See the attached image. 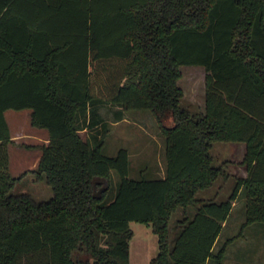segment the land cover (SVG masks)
Here are the masks:
<instances>
[{"label":"trees","instance_id":"16d2710c","mask_svg":"<svg viewBox=\"0 0 264 264\" xmlns=\"http://www.w3.org/2000/svg\"><path fill=\"white\" fill-rule=\"evenodd\" d=\"M182 64L206 69L203 109L183 102ZM24 107L48 132L21 143L40 148L30 171L46 199L10 191L26 171L10 170L4 111ZM128 108L154 116L164 176L131 177L126 148L102 151ZM215 140L244 142L246 174L227 198L197 197L230 175L229 159L213 163ZM239 190L241 234L264 221V0H0V264H129L130 220L157 236L149 264H222L230 238L215 244Z\"/></svg>","mask_w":264,"mask_h":264},{"label":"rangeland","instance_id":"374dc122","mask_svg":"<svg viewBox=\"0 0 264 264\" xmlns=\"http://www.w3.org/2000/svg\"><path fill=\"white\" fill-rule=\"evenodd\" d=\"M181 76L178 83L184 91L183 102L193 101L201 107L203 101V74L191 65L180 66ZM201 102L200 105H198ZM193 109H197L194 108ZM26 109L9 108L5 110V117L12 131V142L8 143L9 165L14 175L22 174L10 191H28L37 199H46L52 195L51 186L44 178H37L30 171L33 164V155L38 152L34 146L21 145L33 144L31 136L22 133L29 131L28 124L23 118ZM111 114V113H110ZM125 116L120 120H110L109 130L104 136L102 151L112 155L120 147L128 151L129 170L131 177H162L166 166V139L160 133L158 124L148 108H128ZM110 116V115H109ZM164 122L172 124L171 115L164 117ZM41 134V133H40ZM86 136V131L81 132ZM40 144V143H37ZM39 148V147H38ZM30 149V150H27ZM213 155V163L218 164L224 159H229L227 171L228 177L218 176L212 185L199 189L197 197L224 199L229 196L235 185V175L245 174V165L240 161L243 156L244 142L215 140L210 149ZM118 173L111 170V186L106 197L114 195L118 184ZM182 216V208L179 207L171 215L170 237L173 238L177 228L174 227L177 218ZM245 220V196L239 190L233 199L230 212L222 225L217 237L215 247L224 240L229 239L222 264H264V221H254L243 228L238 234ZM133 235L129 239V264H149L152 257L158 252L157 236L150 224L130 220ZM213 264V263H212Z\"/></svg>","mask_w":264,"mask_h":264},{"label":"crops","instance_id":"0c3cea01","mask_svg":"<svg viewBox=\"0 0 264 264\" xmlns=\"http://www.w3.org/2000/svg\"><path fill=\"white\" fill-rule=\"evenodd\" d=\"M187 65H191L192 67H194L195 69H197L198 71H200L203 74V92H202L203 101H202V103L201 102H198L199 103L198 105H200V103H201V107L200 108L203 109V107H204V93H205V75H206V69H205L204 65H202V64H187ZM189 102H191V103L194 104V102L191 101V100ZM21 109H23V108H21ZM24 109H26V110H25V114H24L23 118H25L24 121H25L26 124H28V126H29L30 129H29V131L24 132L22 134L23 135H26V136H31L34 139V141L31 142L33 144L47 142V140H48V132H47V129L44 128V127H39V126L33 125L31 123V117H30V113H31V110L32 109L30 107H24ZM4 114H5V111H4ZM118 120H120V119H118ZM83 131H86V133H87V130L86 129H82L80 132H83ZM10 132H11V135H13L11 129H10ZM244 146H245V144H244ZM32 149L38 150V152H36L33 155V158H32L33 159V164H32L31 167H34L37 164L38 159H39V156H40V148L34 147ZM244 149H245V147H244ZM27 150H30V149H27ZM243 153H244V151H243ZM245 174H246V172H245ZM245 174H242V175H245Z\"/></svg>","mask_w":264,"mask_h":264}]
</instances>
